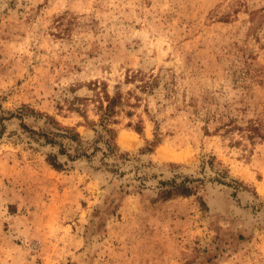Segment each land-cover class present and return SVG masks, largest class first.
<instances>
[{"label": "rangeland", "instance_id": "374dc122", "mask_svg": "<svg viewBox=\"0 0 264 264\" xmlns=\"http://www.w3.org/2000/svg\"><path fill=\"white\" fill-rule=\"evenodd\" d=\"M0 264H264V0H0Z\"/></svg>", "mask_w": 264, "mask_h": 264}, {"label": "trees", "instance_id": "16d2710c", "mask_svg": "<svg viewBox=\"0 0 264 264\" xmlns=\"http://www.w3.org/2000/svg\"><path fill=\"white\" fill-rule=\"evenodd\" d=\"M147 83H149V84L145 85V87H149L150 85H152V83H150V82H147ZM104 97H105L106 103H105V101L100 100V103H101L100 107L103 110L102 115H101V124L105 130V133H107L108 136L105 139H103V142L107 146V149L110 152H113L114 149L116 148V145L114 143L115 133H114V130L112 128H110L107 124L111 120L114 113L116 112V106L121 102L122 95H121V93L117 92L115 95L111 96V95H109V93L105 92ZM58 126H57V128L59 129L58 131L44 130L41 133V134H43V136H45L47 143H50L53 145L59 144V146H60L59 152L61 154H67L69 159H75L78 156L86 155L85 150L80 145L81 139H80L79 133L74 131L73 129H71L69 127H61L60 125H58ZM139 128L140 127H138V129ZM100 135H101L100 139L104 138L103 134H100ZM59 137L69 139L73 142H76L77 145L79 146V148L82 149V151L79 150L80 153H78L77 155H72L71 153L68 152L66 146L63 145V143L58 141L57 138H59ZM47 159H48L49 163L52 166H54L55 168L60 169L63 167V164L58 161L57 156L55 154L51 153ZM174 193L189 195L192 193V189L190 187H183L181 189H180V187L179 188L175 187V189L163 191V196L167 198V197L172 196Z\"/></svg>", "mask_w": 264, "mask_h": 264}]
</instances>
